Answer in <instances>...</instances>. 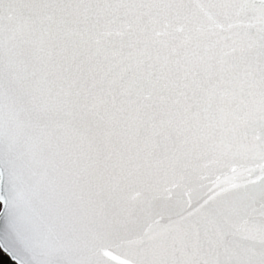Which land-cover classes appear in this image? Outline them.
Returning <instances> with one entry per match:
<instances>
[{
    "label": "snow or ice",
    "instance_id": "snow-or-ice-1",
    "mask_svg": "<svg viewBox=\"0 0 264 264\" xmlns=\"http://www.w3.org/2000/svg\"><path fill=\"white\" fill-rule=\"evenodd\" d=\"M0 220L14 264H264V0H0Z\"/></svg>",
    "mask_w": 264,
    "mask_h": 264
},
{
    "label": "water",
    "instance_id": "water-1",
    "mask_svg": "<svg viewBox=\"0 0 264 264\" xmlns=\"http://www.w3.org/2000/svg\"><path fill=\"white\" fill-rule=\"evenodd\" d=\"M10 237L8 236V234L5 231L4 228V222L3 220H0V243H10ZM1 252L4 253L5 255L8 256V258L14 262L11 257L8 255V253H6L2 248H0Z\"/></svg>",
    "mask_w": 264,
    "mask_h": 264
},
{
    "label": "trees",
    "instance_id": "trees-1",
    "mask_svg": "<svg viewBox=\"0 0 264 264\" xmlns=\"http://www.w3.org/2000/svg\"><path fill=\"white\" fill-rule=\"evenodd\" d=\"M0 264H14L7 255L1 252L0 250Z\"/></svg>",
    "mask_w": 264,
    "mask_h": 264
}]
</instances>
